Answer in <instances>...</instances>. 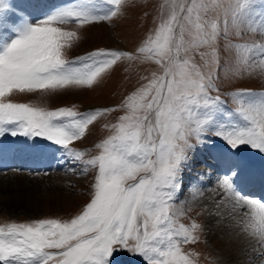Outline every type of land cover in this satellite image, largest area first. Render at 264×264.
<instances>
[{
  "label": "snow or ice",
  "instance_id": "1",
  "mask_svg": "<svg viewBox=\"0 0 264 264\" xmlns=\"http://www.w3.org/2000/svg\"><path fill=\"white\" fill-rule=\"evenodd\" d=\"M241 2L174 0L134 52L99 48L70 59L77 33L67 30L69 25L122 18L134 6L132 0H97L110 6L104 14L88 0L44 16H39L41 0L23 5L0 0V136L40 137L59 146L72 165L69 171L95 170L89 200L71 218L0 225V264H122L124 256L139 258L141 264H197L198 253L184 245L198 242L206 226L178 224L174 204L185 187L191 154L197 145L211 143L204 139L209 133L228 146L216 156V167L228 173L219 184L233 205L229 215L264 246V202L240 195L245 185L264 184V168L258 169L241 149L248 145L264 153V93L239 89L232 94L236 111L247 121L243 126L218 119L232 116L226 110L228 94L220 91L219 42L230 44L243 30ZM257 47L240 45L242 68L255 63ZM120 62L156 67L145 68L139 86L118 106L49 110L13 102L14 96L91 87ZM244 74L225 73V78ZM112 112L122 114L95 144L97 154L74 146Z\"/></svg>",
  "mask_w": 264,
  "mask_h": 264
},
{
  "label": "rangeland",
  "instance_id": "2",
  "mask_svg": "<svg viewBox=\"0 0 264 264\" xmlns=\"http://www.w3.org/2000/svg\"><path fill=\"white\" fill-rule=\"evenodd\" d=\"M92 2L97 3V0H92ZM173 2L174 0H132L134 6L127 7L122 18H113L111 22L94 23L92 26L69 25L67 30L75 31L77 39L69 48L68 58H76L99 48L134 52L143 39L159 26L162 18H165L170 10L169 5ZM17 4L22 5L20 1ZM53 6L55 7L56 3ZM109 7L107 4L97 3L96 11L98 14H104L109 10ZM239 17L245 21L242 25L243 30L230 38V44L224 40L219 42L218 68L220 91L228 94L224 96L227 101L226 110L232 113L227 121H224V116H220L218 119L235 126H243L245 120L236 111L238 105L233 101L232 94L239 89H248L257 95L264 93V54L261 52V48L264 47V0H242ZM110 36H112L111 41H109ZM226 44L231 48V53L225 47ZM240 45L260 46L253 49L256 54L255 63L250 67H241ZM196 58L199 59L198 53ZM148 67L154 69L156 66L129 65L128 62H120L110 74L103 77L101 82L91 87L67 89L46 96L42 94L14 96L13 102L37 104L49 110L73 105L77 106L80 111L101 106L115 107L139 86V77L147 74L145 68ZM237 71H243L245 74L237 79L225 78V73ZM120 114L122 113L112 112L99 118L94 127L90 126L91 131L86 133V139H83L82 142H74V146L81 149L86 147L91 154H97L95 144L110 134V125L116 122V118ZM106 124L109 127L105 128ZM16 137L19 138V136ZM204 139L211 143L197 145L196 150L191 154V159L184 172L185 187L182 188L181 194L174 204L175 219L178 224L182 223L185 226L191 223L206 226L207 230L200 236L198 242L184 245L186 250L198 253L197 264H213V262L222 264L220 262L222 258L218 255L219 250L215 249L211 244L212 241L207 239V231L211 228L208 218L209 208L205 202H200L203 201L202 197L204 196L208 199H213V196L200 189L208 187L207 181L215 178L212 175L214 169L212 165H217L216 161H213V156L216 158L214 151L220 152L228 149V146L219 136L210 133ZM241 149L242 155L246 158L253 155L257 156L254 158L256 160L264 159V153L251 150L246 145H242ZM59 154H62V150L59 151ZM61 161L62 165L51 171L45 169L47 171L25 174L18 171L15 166H10L8 168L10 171L0 173V225L31 222L41 218L68 219L79 213L82 206L89 200L90 185L93 182L95 170L89 168L87 173H82L80 169L75 172L69 171L72 165L63 154ZM206 163H212L210 168L205 169L209 167ZM215 169H217L216 166ZM202 173H205L207 180H200L201 177L204 178L201 176ZM217 174L219 173L217 172ZM225 175L227 174L221 175L220 179ZM217 182H210L212 185L209 187L221 188L219 182V186H215ZM256 191L257 189L253 188L251 192L255 193ZM250 194L243 197H250ZM256 248L259 252L256 253L252 250L251 253L254 255L250 257L251 259L249 258L250 253L245 252L242 264L264 262V254L262 255L264 246L259 243ZM262 259L263 261H261ZM122 264H141V261L139 258L133 260L124 256Z\"/></svg>",
  "mask_w": 264,
  "mask_h": 264
},
{
  "label": "bare ground",
  "instance_id": "3",
  "mask_svg": "<svg viewBox=\"0 0 264 264\" xmlns=\"http://www.w3.org/2000/svg\"><path fill=\"white\" fill-rule=\"evenodd\" d=\"M77 0H55L52 2L51 0H43L41 2L42 7L39 9V13H46V14H51L53 11H56L59 8H62L66 6L68 3H72ZM21 4L23 5L25 3V0L20 1ZM56 3V6L54 7L53 5ZM109 36V35H108ZM112 40V36H110V40ZM107 41V42H109ZM30 139L25 138L23 140V153L18 155V157H15L11 159V161L16 162L20 164L22 167L24 166H41L45 165L46 162L51 164V162L54 160L56 156H51L52 149L48 148L46 145H43L42 143H39L41 146V149H32L28 147V142ZM44 150V151H41ZM3 150H0V155L2 154ZM219 153L217 150L214 152V154ZM250 160L258 169L259 168H264V159H257L260 161H257L254 158H249ZM218 163V161H216ZM212 165V163H211ZM216 165H212L214 168L213 170H218V172L228 174L225 170L223 169H215ZM215 178H211V180L207 181V184L210 186L212 185L210 182H216L219 181L220 175H213ZM215 184V183H213ZM206 187L205 191L206 194H210L213 196L208 199V197L204 196L202 197L203 201L200 202H205L209 208V226H211L210 230L207 231V239L211 242L212 241V246L219 250L218 255L222 258L220 261L222 264H242V260L244 258L245 252L250 253L252 257L254 253L252 254L251 251L254 250L256 253L259 252L258 248H256L257 244H259L258 239L255 237H251L249 234H245L242 232L239 228H237L236 225V220H233L231 216L229 215V212L232 210V203L229 202L228 198L225 197L223 189L222 188H211V187ZM257 186L260 187L258 188V192L260 194L259 199L264 201V184L260 183H253V184H248L244 186L243 193H241V198L242 199H248L251 200V198L248 197H243V195L248 192L252 187ZM200 190H204V188H201ZM240 213H244L246 209L240 208L239 209ZM219 212V215H215L212 213H217ZM240 217L237 216V220H239ZM246 221V217L244 218ZM220 221V224L217 225L216 221ZM263 255V254H262ZM251 259V258H250ZM263 261V259L261 260ZM249 263V262H248ZM246 264V263H245ZM260 264V263H259ZM261 264H264V262Z\"/></svg>",
  "mask_w": 264,
  "mask_h": 264
}]
</instances>
